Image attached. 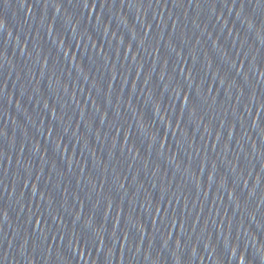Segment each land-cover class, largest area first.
Segmentation results:
<instances>
[{"label": "water", "instance_id": "95a60500", "mask_svg": "<svg viewBox=\"0 0 264 264\" xmlns=\"http://www.w3.org/2000/svg\"><path fill=\"white\" fill-rule=\"evenodd\" d=\"M0 264H264V0H0Z\"/></svg>", "mask_w": 264, "mask_h": 264}]
</instances>
